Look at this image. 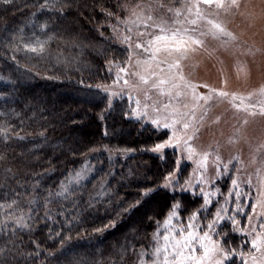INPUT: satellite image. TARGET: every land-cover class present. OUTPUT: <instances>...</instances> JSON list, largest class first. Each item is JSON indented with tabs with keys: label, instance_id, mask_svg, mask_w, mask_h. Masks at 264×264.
<instances>
[{
	"label": "trees",
	"instance_id": "trees-1",
	"mask_svg": "<svg viewBox=\"0 0 264 264\" xmlns=\"http://www.w3.org/2000/svg\"><path fill=\"white\" fill-rule=\"evenodd\" d=\"M131 1L0 0V62L21 72L0 80V162L10 153L31 165L25 180L18 177L15 183L0 171V218L10 215L0 219V264H53L60 251L94 237L110 242L137 233L149 239L174 205L185 219L198 214L201 229L209 231L206 225L215 222L212 238L237 252L227 264H242L239 253L250 249L244 233L250 202L240 207L233 201L225 208V194L214 198L210 191L208 202L198 187L192 194L184 191L191 179L183 172L185 163L167 187L164 179L177 167L176 151L152 150L163 133L132 115L130 108L73 96L82 90L104 94L102 88L118 78L127 49L120 45L116 27ZM159 1L177 5L176 0ZM34 32L40 42L37 56L24 47ZM63 54L65 61L57 66ZM109 151H123L127 163H146L149 182L144 188H123L124 204L108 217H95L75 196L79 190L69 179L86 162L97 163L95 175L80 190L83 198H93L101 175L117 173L122 159L113 168ZM222 184L227 193L230 181ZM224 211L237 217V230ZM113 218L117 221L103 231Z\"/></svg>",
	"mask_w": 264,
	"mask_h": 264
},
{
	"label": "rangeland",
	"instance_id": "rangeland-1",
	"mask_svg": "<svg viewBox=\"0 0 264 264\" xmlns=\"http://www.w3.org/2000/svg\"><path fill=\"white\" fill-rule=\"evenodd\" d=\"M161 4L164 7H160ZM125 6L124 16L116 27V36L119 38L120 45H124L127 49L126 63L123 66L127 72H121L119 69L118 78H115V81L108 87L102 88L104 94L82 90L73 96L89 103L104 101L110 108L114 107V103L120 105L121 110L130 108L132 115L141 118L148 127L155 128L158 131L156 133H163V140L153 145L152 150L157 145L164 144L165 147L156 152L163 154L174 149L176 151L177 167L175 171L165 177L164 181L167 187L175 182L178 167L185 163L187 165H185L183 172L188 171L191 179L184 184V188H187L184 191L187 190L192 194L198 192L195 190L198 187L199 192L204 194L205 200H207L206 197L209 196L208 192L210 191L214 198L225 194V208L231 207L233 201L235 205L238 203L240 207H245L246 203L250 202V211L246 219L244 233L249 236L251 242L255 233L248 234L251 230L248 217L254 216L252 212L254 207L257 208V212L261 211L257 201H264V117L259 115L251 117L243 112L238 113L226 102L211 101L208 104H205L204 101L197 102L193 100L190 89H182L188 94L179 99L161 96L150 87L153 78H149V84L141 83L139 78L131 75V73L140 72L145 76H149V73L136 66V60L141 59L142 54L140 50L135 48V44L137 42L143 43L148 37L139 36L138 33L153 31L152 28H146L144 22L148 24L160 23L161 18L171 22L167 8L179 5H170L159 0H132ZM149 15L153 16L152 21H147ZM210 18L224 25L237 39L228 45H222L221 40L212 39L210 36L204 38L205 49L191 54L189 59L183 62V71L187 81L196 85L195 92L199 95L209 93L208 88L202 87L205 84L210 88L223 89L230 93L236 92L243 95L256 91L261 85H264V0H240L239 9H231L227 12L219 10L213 12ZM34 33L29 36V42L24 47L37 56L40 48L36 44L40 42L36 39L37 34ZM125 37H131V40L126 41ZM33 48L37 50L34 52L31 50ZM14 52L18 53V50L16 49ZM64 56L67 55L63 54L59 61H57L58 59L54 60L57 61V66L65 61L63 60ZM242 68L245 69L247 75H245V71L240 70ZM19 75L21 72L16 70L12 64L0 62V80ZM24 77L23 79H25ZM26 80L30 81L27 78ZM124 80L129 81L128 86H125ZM164 87L167 89L169 85ZM174 94L175 92H173ZM146 95L151 99H146ZM165 103L170 105L168 109L163 108ZM184 104H188V108H185ZM199 105H203V107ZM209 106L210 111L201 121L199 118L203 114L204 108ZM192 108H195L194 119H192L190 112ZM173 109L179 110L175 117L170 115ZM185 112L189 113L185 120L191 121L192 128L184 130L180 124H177L175 129L163 126L165 123H171L172 118H179V114ZM125 117L129 119L127 116ZM217 118H219L218 122H214ZM245 119L248 120L247 124L243 123ZM153 120H157L158 123L154 124ZM150 128L147 130L151 131ZM195 128H199V132L193 135ZM161 130L165 131L162 132ZM174 131L176 132L175 136L173 135ZM188 136H193V138L185 144L184 141L188 139ZM177 137H179V143H177ZM189 148L193 151L190 152ZM109 154L113 168H115L116 159L122 158L116 163L117 173L111 171V174L104 172L101 175L100 179L103 178L101 186L100 188H97L98 185L95 186L97 190L93 198H83L80 190L95 175L97 163L92 165L86 162L81 171L74 173L69 179V182L79 190L75 196L80 195L81 202L85 205L87 212L95 217H108L121 206V203L124 202V195L120 191L123 188L134 186H143L144 188V185L149 182L147 177L149 168L146 163L137 160H131L127 163L126 158L121 156L124 155L123 151H109ZM24 160L14 156V154L5 153L1 158L0 171L3 172L4 176L11 177L10 179L13 180L11 182L15 183L18 177L25 180L23 177H26L31 165L28 160ZM226 181H230L231 184L227 193H224L220 184L223 185L222 183H224L225 185ZM207 201L209 202V199ZM177 206L174 205L170 212V214L175 212L172 224L186 226L192 222L200 230L202 225L198 214H195V220L190 221V217L193 215L186 219L183 218L182 214L178 212ZM126 208L123 207L124 210ZM224 212L225 219L229 221L232 219V224L237 230L240 223H238L237 217L235 218V215L233 217L231 211ZM239 212L242 211L239 210ZM0 219L6 221L10 219V215H7L4 220ZM111 220L104 225L103 231L117 221L115 218ZM258 220L259 217L254 216L252 223L257 225L258 231H264L259 229ZM164 221L156 225V229L149 239H145L137 233H131L125 238L110 242L94 237L60 251L53 264H151L154 259L150 255L155 243L153 236L156 233H160L161 236L166 233V229L163 228ZM202 230L206 231L205 228ZM99 233L96 237H100L102 231ZM249 264H252L250 259Z\"/></svg>",
	"mask_w": 264,
	"mask_h": 264
},
{
	"label": "snow or ice",
	"instance_id": "snow-or-ice-1",
	"mask_svg": "<svg viewBox=\"0 0 264 264\" xmlns=\"http://www.w3.org/2000/svg\"><path fill=\"white\" fill-rule=\"evenodd\" d=\"M176 3L179 6L167 8L171 22L163 18L160 23L148 24L144 22L145 27L152 28L153 31L138 33L139 36L148 38L143 43L135 44V48L142 54L141 59L136 60V66L148 72L149 76L142 75L140 72H133L131 75L137 76L143 84H149V78H153L150 87L161 96L179 99L188 94L182 89H190L193 100L197 102L204 101L205 104L211 101L226 102L238 113L243 112L251 117L257 115L264 117V85L254 92L243 95L210 88L205 84L202 87L208 88L209 93L199 95L195 92L196 85L187 81L183 71V62L189 59L191 54L205 49L204 38L210 36L212 39L221 40L222 45L236 41L237 38L232 32L228 31L221 23L211 19L210 16L219 10L227 12L231 9H239L240 0H176ZM160 7H164V5L161 4ZM152 20L153 16H147V21ZM125 40L130 41L131 37H125ZM31 50L35 52L37 49ZM240 70L245 71L243 68ZM120 71L127 72V69L121 68ZM245 75H247L246 71ZM124 84L128 86L129 81L124 80ZM165 85H169V87L166 89ZM173 92H175L174 95ZM146 99H151V97L146 95ZM199 106L203 107V105ZM169 107L168 103L163 105L165 109ZM184 107L188 108V104H184ZM156 110L159 111V109ZM209 111L210 106L205 107L199 119L203 121ZM178 112V109H173L170 115L175 117ZM190 112L194 119L195 108H192ZM187 116H189L188 112L179 114V118H172L171 123H165L163 126L175 129V126L180 124L182 129L188 130L192 128V123L190 120H185ZM218 119L214 122H218ZM153 123H158V121L153 120ZM243 123L247 124L248 120L245 119ZM196 132H199V128L194 129L193 135ZM173 135H176L175 131ZM192 138L193 136H188L184 143L187 144L188 140ZM177 143H179V137H177ZM164 147V144H159L154 151ZM189 151L193 150L189 148ZM201 166L203 165L201 164ZM257 205L261 211L257 212V208L254 207L252 212L255 217H259V229L264 230V201H257ZM219 215L217 213L218 217ZM173 216H175L174 211L163 222L166 233L162 236L160 233H156L153 236L155 243L150 255L154 259L151 264H227L237 255L235 249L225 248L213 240L210 231L214 228L215 222L206 225L209 231H203L202 229L198 230L197 225L192 222L186 226L173 225ZM254 216L248 217L251 226L248 234L255 233V236L250 242L249 251L239 253L242 264H249V259L252 264H264V231H258L257 225L252 223ZM193 220H195V215L190 217V221Z\"/></svg>",
	"mask_w": 264,
	"mask_h": 264
}]
</instances>
